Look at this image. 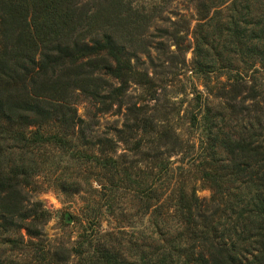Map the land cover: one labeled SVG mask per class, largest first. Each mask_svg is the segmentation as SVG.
Here are the masks:
<instances>
[{"label": "trees", "instance_id": "1", "mask_svg": "<svg viewBox=\"0 0 264 264\" xmlns=\"http://www.w3.org/2000/svg\"><path fill=\"white\" fill-rule=\"evenodd\" d=\"M120 1L0 0V233L12 235L24 228L28 236L27 243L22 234L18 240L9 238L6 242L12 251L23 253L40 240L48 214L40 201L32 200L39 158L44 157L46 147L70 150L67 133L83 125L74 108L75 91L106 112L123 96L130 78L145 87L152 84L147 73L131 64L113 31L93 28L100 14ZM238 7V14L247 8L240 6L239 0L230 2V9ZM200 16L204 18L203 13ZM258 32L260 29L251 31V38L259 40ZM246 50L254 52L264 67L263 49L250 43ZM199 64L208 68V62ZM112 80L118 86L113 87ZM240 88L241 82L234 85L231 100ZM261 102L262 106L257 102V125H239L237 131L224 133L219 143L210 144L211 152L221 148L224 156L208 157L200 169V178L211 189L207 199L197 197L195 188L181 183L177 167H169L168 154L181 148L178 136L169 128L159 130L142 108H129L130 115L116 141H128L137 131L149 136L133 148L139 150L147 143L151 151L147 156L159 164L155 165L158 173H165L139 192L146 204L153 206L150 233L178 247L176 261L182 258L180 264H264V94ZM84 142L97 146L98 154L79 149L77 156L94 161L101 158L103 166L117 165L111 139L97 137ZM164 177L166 181H162ZM160 209L166 212L159 214ZM161 214L166 225L160 228ZM169 219L176 223L173 235ZM152 238L149 240L158 252V260L152 264H173L164 243ZM59 250V255L54 253L55 262L65 260L69 252L63 247ZM2 251L0 264H5ZM95 251L98 264H132L125 260L117 263L110 246H97ZM43 255L39 264H49L42 262Z\"/></svg>", "mask_w": 264, "mask_h": 264}, {"label": "rangeland", "instance_id": "2", "mask_svg": "<svg viewBox=\"0 0 264 264\" xmlns=\"http://www.w3.org/2000/svg\"><path fill=\"white\" fill-rule=\"evenodd\" d=\"M231 1L121 0L100 14L93 28L113 31L131 64L147 73L152 84L145 87L135 77L130 78L123 96L106 112L75 91L74 108L83 125L67 133L70 150L46 147L44 157L39 158L32 200L40 201L48 214L40 240L19 253L6 241L18 240L21 234L28 240L25 229L12 235L0 233L5 264H39L43 252L47 253L42 262L49 264H98L95 249L102 245L112 247L117 263L152 264L158 260V252L151 237L164 243L165 253H171L168 258L175 260L173 264H180L182 258L176 261L178 247L150 233L153 206L149 207L139 192L165 173H158L155 165L159 164L147 156L151 152L147 143L139 150L133 148L138 140L143 143L149 136L137 131L128 141L116 140L130 115L129 108H142L159 130L169 128L178 136L181 150L167 156L169 167L178 168L177 178L187 188H195L197 197H210L211 189L200 178V169L208 157L224 156L221 148L211 152L210 144L219 143L224 133L237 131L239 125H257V102L262 106L264 94V67L254 52L246 50L250 43L264 50V0H239L240 6L247 7L242 14L237 13L240 7L229 8ZM257 29L259 40L250 33ZM202 62H208V68L201 67ZM238 82L241 88L231 100ZM111 83L113 87L119 84L115 80ZM97 137L114 142L116 166H103L101 158L94 161L77 156L79 149L97 156V146L84 142ZM162 212L166 211L160 209L159 214ZM164 217L161 214L160 221ZM169 220L173 235L176 223ZM164 225L162 221L159 227ZM60 247L69 252L65 260L55 262L54 253L59 255Z\"/></svg>", "mask_w": 264, "mask_h": 264}]
</instances>
